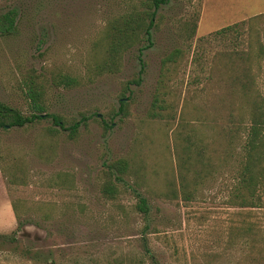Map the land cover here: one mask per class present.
<instances>
[{"label": "rangeland", "instance_id": "374dc122", "mask_svg": "<svg viewBox=\"0 0 264 264\" xmlns=\"http://www.w3.org/2000/svg\"><path fill=\"white\" fill-rule=\"evenodd\" d=\"M131 5L0 0L16 27L0 36V103L29 116L36 92L79 123L0 130V264H264V204L242 206L238 186L251 113L264 123V0H169L149 45L112 65L106 30Z\"/></svg>", "mask_w": 264, "mask_h": 264}, {"label": "trees", "instance_id": "16d2710c", "mask_svg": "<svg viewBox=\"0 0 264 264\" xmlns=\"http://www.w3.org/2000/svg\"><path fill=\"white\" fill-rule=\"evenodd\" d=\"M134 5H131L129 11L122 14L118 20L109 24L105 35V61H109L110 64H114L115 60L122 52L139 45L142 42H150V30L154 27L157 11L161 6L166 5L169 0H129ZM237 26L236 23L221 28L214 32L215 35L222 34L234 29ZM195 28V22L191 24V31ZM16 33L14 12L7 11L0 14V36H10ZM140 52V50H139ZM179 49H173L164 59V63H169L174 60V57L179 54ZM64 84H70V80L64 78ZM139 77L132 80L133 84H138ZM243 95L248 93L245 87L241 86ZM38 95L36 92H31L30 102L33 113L29 116L20 114L15 109L0 103V130L10 128H21L24 125L31 124L42 118H49L54 126L59 127L61 130H67L69 134H74L79 126L78 122H74L71 125L64 127L59 116L54 114H43V107L38 101ZM124 103H121V105ZM256 106L252 107L255 109ZM260 109V105L256 110ZM154 116V115H153ZM261 114L251 113L250 124L248 131H246L245 140V152L240 161L241 166L239 170L238 186L241 187L246 193L241 196V205L248 206L254 205L248 200L254 199L258 202V205L264 204V195L261 199L259 195H254L258 190L264 192V123L261 119ZM109 168L113 170V178L119 179V175L126 170V163L124 161L117 160L109 164ZM116 173V174H115ZM112 174V173H111ZM109 177V176H108ZM115 189L112 183L108 179L101 187V193L104 196H113ZM249 198V199H248ZM252 201V200H250ZM137 209L145 213L146 205L143 199H139L136 205Z\"/></svg>", "mask_w": 264, "mask_h": 264}]
</instances>
